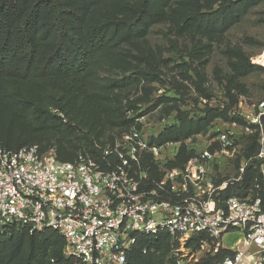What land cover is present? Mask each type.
<instances>
[{
    "label": "rangeland",
    "instance_id": "374dc122",
    "mask_svg": "<svg viewBox=\"0 0 264 264\" xmlns=\"http://www.w3.org/2000/svg\"><path fill=\"white\" fill-rule=\"evenodd\" d=\"M219 1L171 0L163 7L157 4L163 13L161 21L146 36L112 53L110 64L98 72L100 89L91 101H65L63 108L96 147L120 142L133 127L128 120L138 114L145 116L148 133L155 137L159 129L161 133L163 127L180 124L181 131L172 132L173 138L180 134L177 141L163 143L160 159L153 160L156 170L152 172L145 163V172L150 177L161 176L160 166L185 167L208 150L216 157L210 162L199 161L207 169V180L240 194L235 184L249 169L264 176V158L258 157L260 137L244 134L241 124L230 126L221 118L218 107L237 100L246 111L264 100V0H230L237 4V11L235 22L226 30L208 32L191 23L197 12L215 10ZM138 71L148 72L149 76L133 78ZM47 98L50 103L56 99L54 93H47ZM207 117H213L212 122L199 123ZM161 119L166 122L163 127H159ZM227 130L238 137L234 149L223 154L220 144L211 140L217 131ZM197 131L200 137H192ZM79 136L81 133L34 132L26 121L0 108V141L12 146L19 142L35 144L45 150L54 149L59 159L72 160L84 152ZM239 238L238 232H230L222 243L233 249ZM189 241L173 242L174 249L165 264L181 258L182 264H197L216 254L209 246L193 249Z\"/></svg>",
    "mask_w": 264,
    "mask_h": 264
},
{
    "label": "built area",
    "instance_id": "2783aa9c",
    "mask_svg": "<svg viewBox=\"0 0 264 264\" xmlns=\"http://www.w3.org/2000/svg\"><path fill=\"white\" fill-rule=\"evenodd\" d=\"M228 116L242 120L246 135L260 131L262 159L264 100L246 111L239 102ZM135 122L140 128L132 127L120 142L105 147L99 161L80 154L62 162L54 149L41 152L37 145L17 151L0 147V236L12 228L56 232L64 241V257L73 264H127L140 235L165 233L176 242L204 236L201 247L231 252L216 264H264L261 200L221 197L225 185L209 182L199 162L216 157L208 150L183 169L160 166L161 178H149L142 160L150 155L158 161L162 147L149 143L155 135L148 133L145 116ZM164 125L165 119L160 120L159 127ZM237 137L230 130L217 131L211 141L228 154ZM230 232L240 235L233 249L222 243ZM182 263L183 258L174 259Z\"/></svg>",
    "mask_w": 264,
    "mask_h": 264
},
{
    "label": "trees",
    "instance_id": "16d2710c",
    "mask_svg": "<svg viewBox=\"0 0 264 264\" xmlns=\"http://www.w3.org/2000/svg\"><path fill=\"white\" fill-rule=\"evenodd\" d=\"M170 1L0 0V108L26 121L34 132L81 133L78 137L84 150L81 155L99 161L102 150L110 145L96 147L73 124L63 102L91 101L100 89L98 72L110 64L112 53L121 45L146 36L163 16L156 5L163 7ZM236 5L230 0H220L215 10L197 12L191 23L208 32L226 30L235 22ZM194 74L198 75L196 69ZM147 76L148 72L138 71L132 77ZM47 93L55 94L56 99L52 103ZM237 102H227L223 109L218 107V112L229 124L243 126L238 117L228 116V111L237 106ZM141 115L129 119L130 125L139 129L140 124L135 119ZM183 116L185 120L186 115ZM210 118L200 119L199 123L206 122L207 125L212 122ZM181 127L180 124L163 127L161 133L149 139V143L161 146L171 139L177 141L180 134L173 138L172 132H180ZM198 134L201 133L194 132L192 137ZM251 136L259 138L260 131L257 129ZM31 145L19 142L12 146L0 141V147L7 151ZM40 151L47 150L40 148ZM76 158L64 160L57 157L62 162H73ZM145 163L152 172L156 170L150 155H146L141 164L142 170L147 171ZM167 167L183 169L174 165ZM254 173L256 170L249 169L241 182L235 184L240 194H234L232 188H227L220 196L238 195V198L250 201L260 199L264 205V176ZM149 178L159 180L161 176ZM203 237H192L188 244L196 249ZM173 242L176 241L165 233L140 235L137 246L128 254L127 264H165ZM63 247L64 241L56 232L29 234L26 230L12 228L0 236V264H73L72 259L64 257ZM230 255L229 250H220L197 264H216Z\"/></svg>",
    "mask_w": 264,
    "mask_h": 264
},
{
    "label": "crops",
    "instance_id": "0c3cea01",
    "mask_svg": "<svg viewBox=\"0 0 264 264\" xmlns=\"http://www.w3.org/2000/svg\"><path fill=\"white\" fill-rule=\"evenodd\" d=\"M226 124V123H225ZM228 124V123H227Z\"/></svg>",
    "mask_w": 264,
    "mask_h": 264
}]
</instances>
